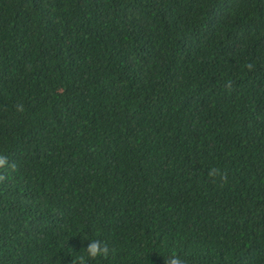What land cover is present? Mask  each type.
<instances>
[{
	"label": "trees",
	"instance_id": "obj_1",
	"mask_svg": "<svg viewBox=\"0 0 264 264\" xmlns=\"http://www.w3.org/2000/svg\"><path fill=\"white\" fill-rule=\"evenodd\" d=\"M0 154V264H264V0H0Z\"/></svg>",
	"mask_w": 264,
	"mask_h": 264
},
{
	"label": "clouds",
	"instance_id": "obj_2",
	"mask_svg": "<svg viewBox=\"0 0 264 264\" xmlns=\"http://www.w3.org/2000/svg\"><path fill=\"white\" fill-rule=\"evenodd\" d=\"M246 67L251 69L253 65L248 64L246 65ZM17 110L22 111L23 106H17ZM9 166L14 167V165L9 164L6 155L0 154V168ZM206 175L213 182H216L217 179H219V181L223 183L228 182L227 173L221 170L219 167H210L209 169H207ZM4 179L5 177L3 175H0V181H3ZM84 239L88 241L86 247H83L84 254L77 256L74 260L71 261V264H90V261L95 260L98 257L107 258L110 254V251H112L106 242H103L99 239H87L85 237ZM165 264H186V262L177 254L170 253L168 256L165 257Z\"/></svg>",
	"mask_w": 264,
	"mask_h": 264
}]
</instances>
